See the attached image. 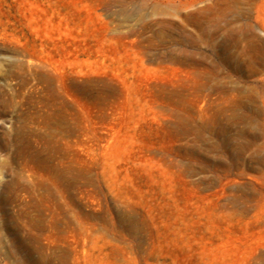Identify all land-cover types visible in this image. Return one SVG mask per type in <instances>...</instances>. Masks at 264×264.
Listing matches in <instances>:
<instances>
[{
	"label": "rangeland",
	"instance_id": "1",
	"mask_svg": "<svg viewBox=\"0 0 264 264\" xmlns=\"http://www.w3.org/2000/svg\"><path fill=\"white\" fill-rule=\"evenodd\" d=\"M0 264H264V0H0Z\"/></svg>",
	"mask_w": 264,
	"mask_h": 264
}]
</instances>
